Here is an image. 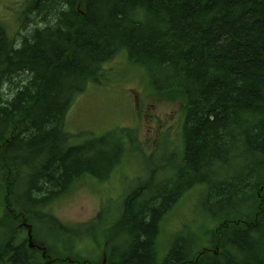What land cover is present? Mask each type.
I'll list each match as a JSON object with an SVG mask.
<instances>
[{
  "label": "trees",
  "instance_id": "obj_1",
  "mask_svg": "<svg viewBox=\"0 0 264 264\" xmlns=\"http://www.w3.org/2000/svg\"><path fill=\"white\" fill-rule=\"evenodd\" d=\"M31 8L44 24L24 34L11 37L0 22V264H96L100 251L102 264H264V0H33ZM124 50L153 93L185 103L181 157L159 167L165 180L147 171L115 220L103 207L64 223L57 199L81 179L114 180L140 148L130 129L73 143L65 128L76 98ZM205 185L207 201L227 205L205 203L210 245L187 228L159 262L163 219ZM22 221L33 226L34 248ZM87 241L85 255L76 245Z\"/></svg>",
  "mask_w": 264,
  "mask_h": 264
},
{
  "label": "rangeland",
  "instance_id": "obj_2",
  "mask_svg": "<svg viewBox=\"0 0 264 264\" xmlns=\"http://www.w3.org/2000/svg\"><path fill=\"white\" fill-rule=\"evenodd\" d=\"M26 2L27 0H0V20L11 37L28 32L39 22L40 17H36L34 12L30 14V20H25L28 7ZM125 52L126 50L121 51L108 65H104L105 78L101 83H89L86 91L77 97L68 112V128H65L71 133L73 143L115 128L136 130L143 150L138 147L137 151L125 156V163L120 166L123 170L114 180L98 182L96 178L81 179L57 199L52 205L53 213L64 223L86 222L95 217L102 207L108 211L109 218L115 220L125 195L148 178L147 171L157 168L159 172L167 164L166 160L173 161L178 153L181 157L179 128L183 132V123L179 127L178 125L180 117H183L185 103L174 102L166 95L153 93L150 83L147 84L144 80L147 77L145 68L130 64ZM149 88L152 92L148 91ZM166 174L159 172L157 178L165 180ZM204 187V191L195 189L189 192L163 219L157 241L159 262L168 252L173 236L187 228L201 237L198 245H210L208 235L204 232L209 227H215V224L210 220L205 203L208 202L207 206L216 210L220 205H227H219L218 199L207 201L204 196L209 192V187ZM93 245L92 241H87L76 247L88 255ZM41 249L47 254V248L40 247ZM100 255L96 264H102L103 251H100ZM104 261L106 262V258Z\"/></svg>",
  "mask_w": 264,
  "mask_h": 264
},
{
  "label": "water",
  "instance_id": "obj_3",
  "mask_svg": "<svg viewBox=\"0 0 264 264\" xmlns=\"http://www.w3.org/2000/svg\"><path fill=\"white\" fill-rule=\"evenodd\" d=\"M31 227H30V230H29V241L30 243L32 244V241H33V238H32V234H31Z\"/></svg>",
  "mask_w": 264,
  "mask_h": 264
}]
</instances>
